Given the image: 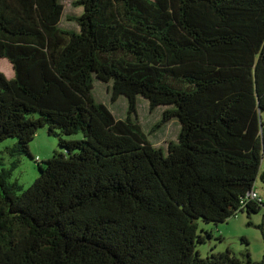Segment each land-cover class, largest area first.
<instances>
[{"label":"trees","instance_id":"trees-1","mask_svg":"<svg viewBox=\"0 0 264 264\" xmlns=\"http://www.w3.org/2000/svg\"><path fill=\"white\" fill-rule=\"evenodd\" d=\"M74 5L79 30L62 0H0L15 74L0 72V144L14 140L0 149V264H264L199 249L213 236L200 221L264 210V0ZM95 80L127 99L126 119ZM140 98L180 121L177 141L152 144ZM41 128L60 139L46 161L30 148ZM24 156L39 168L28 187L13 179Z\"/></svg>","mask_w":264,"mask_h":264},{"label":"rangeland","instance_id":"rangeland-1","mask_svg":"<svg viewBox=\"0 0 264 264\" xmlns=\"http://www.w3.org/2000/svg\"><path fill=\"white\" fill-rule=\"evenodd\" d=\"M62 1L65 7L64 17L61 21L62 26L70 30H79L78 23L72 18L81 15L83 8L79 5H74L76 0ZM9 64L7 59H0V72L7 79L13 78L15 75L12 65L10 66ZM109 87V83L95 80L93 98L107 105L110 112L117 118L124 120L127 117L128 101L124 96H120L115 102H112ZM165 109V107H159L155 110L151 109L147 100L143 98L138 99L139 123L155 147L166 148L169 143L177 141L182 128V124L178 119L160 124ZM58 140H60L59 137L50 136L46 128H41L30 146L34 159L37 161L48 160L54 155L56 150L60 149ZM13 141L10 139L0 144V149L8 143L12 144ZM5 162L7 165H10L11 159L5 156ZM38 170L37 162L29 156H24L20 168L14 171L13 179L20 181L24 187H28L39 176ZM256 186L259 192L263 194L264 185L259 179ZM261 224H264V210L254 213L251 218L248 217L246 212H240L228 221L219 223L218 225L200 221V230L205 229L213 233V236L206 238V243L199 247L200 252L203 256H206L211 251L217 253L230 249L243 260L245 259L244 254L249 251L253 260L260 261L264 254L263 234L258 228Z\"/></svg>","mask_w":264,"mask_h":264},{"label":"built area","instance_id":"built-area-1","mask_svg":"<svg viewBox=\"0 0 264 264\" xmlns=\"http://www.w3.org/2000/svg\"><path fill=\"white\" fill-rule=\"evenodd\" d=\"M251 196H252L253 198H258L259 200H261V199H260V196H259V193H258L257 191H253L252 194H251Z\"/></svg>","mask_w":264,"mask_h":264}]
</instances>
